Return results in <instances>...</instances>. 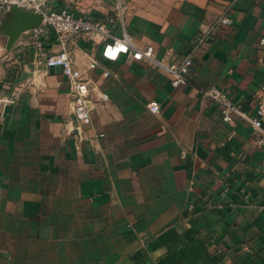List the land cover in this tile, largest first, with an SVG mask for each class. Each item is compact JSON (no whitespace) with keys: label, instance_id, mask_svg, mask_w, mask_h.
I'll return each instance as SVG.
<instances>
[{"label":"crops","instance_id":"obj_1","mask_svg":"<svg viewBox=\"0 0 264 264\" xmlns=\"http://www.w3.org/2000/svg\"><path fill=\"white\" fill-rule=\"evenodd\" d=\"M46 5L100 20L116 36L124 29L159 58L171 50L168 62L191 55L193 71L173 86L150 62L106 58L107 40L78 36L73 63L94 96L108 97L79 131L67 77L45 66L60 49L54 30L22 32L11 49L0 34V264H264V145L201 94L215 85L254 114L264 0ZM225 9L232 24L195 47Z\"/></svg>","mask_w":264,"mask_h":264},{"label":"built area","instance_id":"obj_2","mask_svg":"<svg viewBox=\"0 0 264 264\" xmlns=\"http://www.w3.org/2000/svg\"><path fill=\"white\" fill-rule=\"evenodd\" d=\"M11 6L40 14L42 18L41 25L36 29L41 30L44 27H50L56 33L60 49L47 55L45 66L59 67L67 77L74 127L79 131H82L90 121L95 105L99 101L107 100L108 97L106 94L94 96V88L91 82L84 77L82 71L73 63L69 44L78 36L98 35L102 40H107L102 51L103 56L106 58L116 59L121 54H124L128 61L146 60L150 62L166 73L173 86L184 85L190 80V74L193 71L191 55H186L178 61L168 62L166 58L171 54V50H167L165 55L159 58L156 56L152 45H148L143 49L134 46L124 29L121 36H116L104 22L91 20L81 15H74L66 9H50L46 5V0H0V22ZM231 24L230 9H225L207 29L195 37V47L208 40L215 32ZM261 43L264 44V38H262ZM95 67L96 61L92 60L89 63V68ZM109 75L110 72L108 70L104 71V76ZM201 94L209 102L220 108L224 122H233L236 117L247 121L252 130L257 133L255 138L257 144L264 145V82L259 86L254 114H250V112L231 104L226 95L215 85L201 88ZM148 108L155 116H160L161 112L158 102L151 101L148 104Z\"/></svg>","mask_w":264,"mask_h":264},{"label":"water","instance_id":"obj_3","mask_svg":"<svg viewBox=\"0 0 264 264\" xmlns=\"http://www.w3.org/2000/svg\"><path fill=\"white\" fill-rule=\"evenodd\" d=\"M41 20V15L38 13L11 6L0 22V34L7 36L6 48L11 49L22 32L38 28ZM26 75L27 73H24L20 80L25 79Z\"/></svg>","mask_w":264,"mask_h":264}]
</instances>
